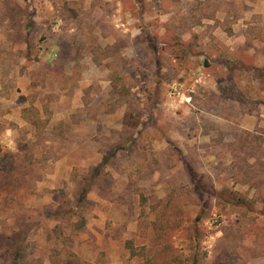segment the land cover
I'll use <instances>...</instances> for the list:
<instances>
[{
	"label": "rangeland",
	"instance_id": "1",
	"mask_svg": "<svg viewBox=\"0 0 264 264\" xmlns=\"http://www.w3.org/2000/svg\"><path fill=\"white\" fill-rule=\"evenodd\" d=\"M0 264H264V0H0Z\"/></svg>",
	"mask_w": 264,
	"mask_h": 264
},
{
	"label": "trees",
	"instance_id": "2",
	"mask_svg": "<svg viewBox=\"0 0 264 264\" xmlns=\"http://www.w3.org/2000/svg\"><path fill=\"white\" fill-rule=\"evenodd\" d=\"M9 169H11V168H9Z\"/></svg>",
	"mask_w": 264,
	"mask_h": 264
}]
</instances>
